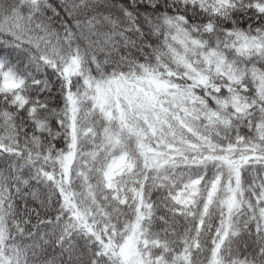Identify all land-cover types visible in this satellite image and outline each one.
I'll use <instances>...</instances> for the list:
<instances>
[{"label":"snow or ice","instance_id":"snow-or-ice-1","mask_svg":"<svg viewBox=\"0 0 264 264\" xmlns=\"http://www.w3.org/2000/svg\"><path fill=\"white\" fill-rule=\"evenodd\" d=\"M0 264H264V0H0Z\"/></svg>","mask_w":264,"mask_h":264}]
</instances>
